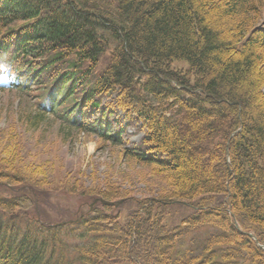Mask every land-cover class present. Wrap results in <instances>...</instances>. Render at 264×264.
Listing matches in <instances>:
<instances>
[{
  "label": "trees",
  "instance_id": "1",
  "mask_svg": "<svg viewBox=\"0 0 264 264\" xmlns=\"http://www.w3.org/2000/svg\"><path fill=\"white\" fill-rule=\"evenodd\" d=\"M0 81L34 92L33 123L50 112L122 146L158 183L135 198L63 182L86 208L53 226L10 124L0 264H264V0H0ZM180 204L192 212L172 223Z\"/></svg>",
  "mask_w": 264,
  "mask_h": 264
},
{
  "label": "rangeland",
  "instance_id": "2",
  "mask_svg": "<svg viewBox=\"0 0 264 264\" xmlns=\"http://www.w3.org/2000/svg\"><path fill=\"white\" fill-rule=\"evenodd\" d=\"M173 66L187 68L188 65L183 60H176ZM213 73L214 69L209 72ZM35 100L33 91L21 93L13 89H0V136L10 124L16 126L18 139L24 147V152L18 155L20 165L34 168L37 176L34 175L33 178L42 181L39 192L43 195V202H46L42 209L48 215L45 217L47 220H65L70 215L76 216V210L86 208L80 207L77 195L62 190L63 182L72 188L81 186L86 189L94 186L108 187L116 183L135 198L153 196L156 193L158 183L148 177L144 168L122 157V146L105 145L98 139V135L78 131L49 112L43 114L39 123H33L34 116L39 113ZM117 114L122 115L119 111ZM141 135L142 132H138L133 126L125 128L124 138L130 145L138 143ZM188 167L190 170L196 168L194 164H189ZM41 175L42 178L38 177ZM6 187L9 191L10 185ZM19 189L21 188L13 187V190ZM62 207L67 208V211H61ZM118 209L128 208L119 206ZM169 210L168 219L172 223H178L192 212L182 204L173 205ZM121 213L124 215V211Z\"/></svg>",
  "mask_w": 264,
  "mask_h": 264
},
{
  "label": "water",
  "instance_id": "3",
  "mask_svg": "<svg viewBox=\"0 0 264 264\" xmlns=\"http://www.w3.org/2000/svg\"><path fill=\"white\" fill-rule=\"evenodd\" d=\"M123 200H118L117 202H113V201H105V200H100V203L103 205H109V206H117L118 204H120ZM97 200H94L89 206L91 207L94 203H96ZM62 223V222H61ZM60 223V224H61ZM251 238H254V236L252 234H248Z\"/></svg>",
  "mask_w": 264,
  "mask_h": 264
},
{
  "label": "bare ground",
  "instance_id": "4",
  "mask_svg": "<svg viewBox=\"0 0 264 264\" xmlns=\"http://www.w3.org/2000/svg\"><path fill=\"white\" fill-rule=\"evenodd\" d=\"M172 205V204H171Z\"/></svg>",
  "mask_w": 264,
  "mask_h": 264
}]
</instances>
